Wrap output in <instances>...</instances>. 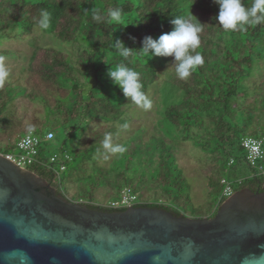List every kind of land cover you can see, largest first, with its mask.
<instances>
[{
    "label": "trees",
    "instance_id": "obj_1",
    "mask_svg": "<svg viewBox=\"0 0 264 264\" xmlns=\"http://www.w3.org/2000/svg\"><path fill=\"white\" fill-rule=\"evenodd\" d=\"M242 2L250 6L252 0ZM111 9L121 11L120 22L108 17L107 13ZM42 10L50 14L47 29L39 27ZM217 13L218 6L212 0H0V39L13 38L11 34L17 30L29 35L38 28L61 43L73 44L72 61L65 58L58 49L35 47L29 60V70L46 87L49 84L57 85V77L69 79L70 94L76 99L73 111L80 112L81 117L89 121L95 119L113 123L121 118L125 107L134 106L112 84L107 75L109 68L114 69L117 65L124 64L137 71L143 84L142 90L147 94L149 87L158 82L160 74L156 67L168 66L172 71L170 74L178 96L173 102L163 100L161 116L164 124L177 129L178 143L191 141L207 154L221 155V172L227 175L228 170L241 161L247 165L240 142L248 135L240 126L239 118H244L245 114L251 117L254 112L251 108L248 112L242 111L244 107L239 109L236 97L245 76L255 73L256 62L264 56V23L249 24L243 30L225 31L215 19ZM94 14L101 18L94 19ZM191 15L204 24L199 34L200 46L195 50L203 56L204 64L198 66L186 80H181L175 73L174 64H171V57L148 59L139 49L145 36L157 38L162 33L171 31V20L177 16L190 18L195 22ZM116 41L132 49L128 57L120 55L113 45ZM107 85L112 87L111 93L106 90ZM8 86V82L0 86V120L2 117L9 120L7 112H10L9 105L14 100ZM58 107L55 109L58 110ZM68 113L69 111L64 113V116L67 117ZM55 116L59 119L53 120L51 128L63 126L65 123L61 119L64 116ZM70 116L73 118L76 114ZM262 128L263 131H255L250 136L264 134V126ZM33 132L38 135L42 133L40 130ZM164 142L165 139L150 137L148 146L146 143L144 145L158 153L153 182L161 193L156 194L154 191L156 201L145 199V203L133 208L163 210L175 217H184L183 204L192 208L193 205L183 190L185 177L177 167L174 152L171 148L165 150L159 147L161 144L165 145ZM49 143L45 146L48 147ZM8 149V152L14 151L13 146ZM70 156V161H73V156ZM41 159L44 161L46 158L42 156ZM231 159L233 163L229 165ZM67 167L64 172L68 171ZM27 170L49 183L57 190L60 198L73 202L68 193L57 189V185L61 188L63 185L59 184L62 181L61 175H57L54 170L40 165L31 166ZM123 174L115 176V182L123 181L115 187L117 191L129 186L136 192L134 183L122 178ZM142 179L145 176L138 177L141 182ZM228 180L232 182L229 176ZM263 186L264 178L255 175L253 171L251 176L234 179L233 192L242 189L261 192ZM91 198L90 196V200ZM157 199H164L165 203H160ZM225 200L220 191L210 206L211 210L219 209ZM84 206L110 213L127 210L110 209L93 200L91 204Z\"/></svg>",
    "mask_w": 264,
    "mask_h": 264
},
{
    "label": "rangeland",
    "instance_id": "obj_2",
    "mask_svg": "<svg viewBox=\"0 0 264 264\" xmlns=\"http://www.w3.org/2000/svg\"><path fill=\"white\" fill-rule=\"evenodd\" d=\"M11 35L13 38L0 39V56L6 58L5 63L10 69L5 82L10 84L7 89L14 99L9 105L10 112H7L9 120L4 117L0 120V153L8 152L9 146L15 147L30 128L32 131L42 132L52 129L55 139L48 147L42 146L41 158H47L61 150H66L73 156L74 160L69 162L68 171L61 172L62 181L59 183L68 191L70 186L67 185L71 182L76 189L75 194H68L73 202L77 203L81 197L105 205L115 199L119 194L117 184L123 183L122 180L115 182V176L120 173H124L122 178L134 183L141 201H156L154 191L156 194L161 193L153 182L158 153L144 147L150 137L165 139V145L161 144L160 149L171 148L175 154L177 167L185 177L183 190L194 208L184 203L183 198L180 199L187 216L198 218L212 213L210 206L222 189V178L228 180L229 176L233 187L235 178L252 175L254 170L243 161L225 175L221 172V155L207 154L191 141L178 143L177 129L164 124L161 116L163 100L173 102L178 96L173 86L172 71L168 66L156 67L160 74L158 82L150 86L146 94L152 102L150 109L144 110L136 105L125 107L124 114L116 122L106 123L101 120V124L96 125L95 119L89 121L81 117L80 112L73 111L76 99L70 94L69 79L57 77V85L49 84L46 87L29 70V60L35 47L58 49L65 58L72 61L73 44L61 43L38 28L29 35L19 30ZM254 70L255 73L245 76L236 97L239 109L244 107L242 111L248 112L251 108L254 112L251 117L245 114L244 118H239L240 126L248 136L255 131H263L264 126V56L256 62ZM106 90L111 93L113 89L107 85ZM56 106H59L58 110L55 109ZM68 111L76 116L72 118L69 113L67 117L64 116ZM57 114L64 116L61 122L65 124L51 128L53 120L59 119L55 116ZM124 124L128 125L127 129L121 127ZM106 134H111L112 143L124 146L126 151L111 153L105 150L103 140ZM141 175L145 176L142 182L138 180ZM57 186V189H61L60 185ZM157 201L165 203L164 199Z\"/></svg>",
    "mask_w": 264,
    "mask_h": 264
},
{
    "label": "water",
    "instance_id": "obj_3",
    "mask_svg": "<svg viewBox=\"0 0 264 264\" xmlns=\"http://www.w3.org/2000/svg\"><path fill=\"white\" fill-rule=\"evenodd\" d=\"M0 264H264V186L212 218L92 210L0 155Z\"/></svg>",
    "mask_w": 264,
    "mask_h": 264
},
{
    "label": "clouds",
    "instance_id": "obj_4",
    "mask_svg": "<svg viewBox=\"0 0 264 264\" xmlns=\"http://www.w3.org/2000/svg\"><path fill=\"white\" fill-rule=\"evenodd\" d=\"M218 6V13L215 17L218 25L225 31L243 30L249 24L264 23V0H252L250 6L242 0H212ZM108 17L115 22L121 21L122 13L118 9H111L107 13ZM191 17H194L191 15ZM101 17L94 14V19ZM195 18V17H194ZM50 14L42 10L39 20V27L47 29L49 27ZM172 30L162 33L157 38L145 36L142 40V47L139 51L148 59L152 57H171V64H174L175 73L181 80H186L198 66L204 64V58L195 50L200 46V33L202 26L197 18L193 22L190 18L177 16L171 20ZM122 57H128L132 49L126 48L122 42L116 41L113 44ZM5 57L0 56V86H2L9 76L10 69L5 63ZM108 77L112 84L117 86L126 99H130L134 105L148 110L152 102L148 95L142 90L143 84L140 74L134 69L124 64L117 65L114 69H108ZM127 129L128 125L121 126ZM31 132L32 129L30 128ZM103 148L111 153H123L124 146L112 143L111 134H106L103 140Z\"/></svg>",
    "mask_w": 264,
    "mask_h": 264
},
{
    "label": "built area",
    "instance_id": "obj_5",
    "mask_svg": "<svg viewBox=\"0 0 264 264\" xmlns=\"http://www.w3.org/2000/svg\"><path fill=\"white\" fill-rule=\"evenodd\" d=\"M55 138L52 130L36 134L33 131H26L16 143L13 152L0 153L7 161L14 163L17 167L27 169L31 166L40 165L47 169H52L57 175L64 172L67 163L71 160L70 154L66 150H61L47 157L44 161L41 159V148L43 145L51 142ZM240 146L244 152L245 162L254 170V174L264 178V134L256 136H246ZM233 163L231 159L229 165ZM221 197L228 198L233 194L231 182L225 178L221 179ZM78 204H91L89 200L79 199ZM145 203L141 201L138 194L129 186L121 188L118 196L107 202L104 206L110 209L130 208L137 204Z\"/></svg>",
    "mask_w": 264,
    "mask_h": 264
},
{
    "label": "crops",
    "instance_id": "obj_6",
    "mask_svg": "<svg viewBox=\"0 0 264 264\" xmlns=\"http://www.w3.org/2000/svg\"><path fill=\"white\" fill-rule=\"evenodd\" d=\"M98 124H101V120H96V125H98ZM48 130H50V129H47V131ZM53 131V130H52ZM54 132V131H53ZM43 133V132H42ZM55 134V133H54ZM55 139V138H54ZM67 172V171H66ZM67 186H70L69 187V189H68V191H67V189L65 188V186H62V188H61V190H62V192L64 193V191L66 192V193H70V194H75L76 193V189L73 187V185L71 184V182L67 185Z\"/></svg>",
    "mask_w": 264,
    "mask_h": 264
},
{
    "label": "flooded vegetation",
    "instance_id": "obj_7",
    "mask_svg": "<svg viewBox=\"0 0 264 264\" xmlns=\"http://www.w3.org/2000/svg\"><path fill=\"white\" fill-rule=\"evenodd\" d=\"M56 192H57V190H56ZM234 193V192H233ZM56 195H57V193H56ZM58 196V195H57ZM217 208H215V209H213L212 210V213L210 214V215H207V216H201V217H199V218H212V217H214L215 216V214H216V212H217ZM214 212V213H213ZM183 214H184V212H183ZM186 216V214H184V217Z\"/></svg>",
    "mask_w": 264,
    "mask_h": 264
}]
</instances>
